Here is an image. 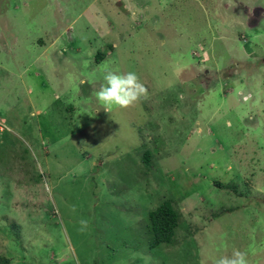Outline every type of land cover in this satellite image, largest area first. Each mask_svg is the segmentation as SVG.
<instances>
[{
  "label": "rangeland",
  "instance_id": "374dc122",
  "mask_svg": "<svg viewBox=\"0 0 264 264\" xmlns=\"http://www.w3.org/2000/svg\"><path fill=\"white\" fill-rule=\"evenodd\" d=\"M106 69L147 96L106 112ZM167 200L179 224L152 248ZM234 249L264 264V0H0V256L214 264Z\"/></svg>",
  "mask_w": 264,
  "mask_h": 264
},
{
  "label": "clouds",
  "instance_id": "9594fccd",
  "mask_svg": "<svg viewBox=\"0 0 264 264\" xmlns=\"http://www.w3.org/2000/svg\"><path fill=\"white\" fill-rule=\"evenodd\" d=\"M104 83L95 93L97 101L106 112L114 107L128 108L147 96L146 86L135 72L122 73L119 70H105ZM82 228L87 227L86 221H81ZM214 264H249L247 253L234 249L230 256H222Z\"/></svg>",
  "mask_w": 264,
  "mask_h": 264
},
{
  "label": "trees",
  "instance_id": "16d2710c",
  "mask_svg": "<svg viewBox=\"0 0 264 264\" xmlns=\"http://www.w3.org/2000/svg\"><path fill=\"white\" fill-rule=\"evenodd\" d=\"M103 58L101 53L96 56V61L100 62ZM235 210H222L217 217H221L228 212ZM151 222V232L153 238L150 247L157 248L161 244L170 243L175 235V230L179 224V214L174 208L172 201L167 200L161 204L156 210L149 214ZM0 264H11V261L0 256Z\"/></svg>",
  "mask_w": 264,
  "mask_h": 264
},
{
  "label": "bare ground",
  "instance_id": "6f19581e",
  "mask_svg": "<svg viewBox=\"0 0 264 264\" xmlns=\"http://www.w3.org/2000/svg\"><path fill=\"white\" fill-rule=\"evenodd\" d=\"M233 83V82H232Z\"/></svg>",
  "mask_w": 264,
  "mask_h": 264
}]
</instances>
